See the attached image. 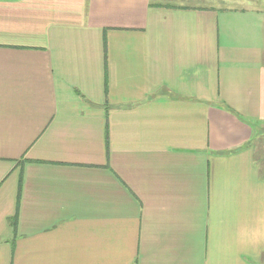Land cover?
Wrapping results in <instances>:
<instances>
[{
	"label": "crops",
	"instance_id": "obj_1",
	"mask_svg": "<svg viewBox=\"0 0 264 264\" xmlns=\"http://www.w3.org/2000/svg\"><path fill=\"white\" fill-rule=\"evenodd\" d=\"M261 138L264 0H0V264H264Z\"/></svg>",
	"mask_w": 264,
	"mask_h": 264
},
{
	"label": "rangeland",
	"instance_id": "obj_2",
	"mask_svg": "<svg viewBox=\"0 0 264 264\" xmlns=\"http://www.w3.org/2000/svg\"><path fill=\"white\" fill-rule=\"evenodd\" d=\"M202 1H205V0H202ZM180 2H184L185 4H197V3H199V4H201V0H185V1H181L180 0ZM258 144V143H257ZM260 147H259V149H258V155H257V160H258V162H259V164H260V167H261V172H264V153L263 154H260V152L259 151H261V149H262V151H263V149H264V138H261L260 140H259V144H258ZM258 148V147H257ZM256 153H257V151H256Z\"/></svg>",
	"mask_w": 264,
	"mask_h": 264
},
{
	"label": "trees",
	"instance_id": "obj_3",
	"mask_svg": "<svg viewBox=\"0 0 264 264\" xmlns=\"http://www.w3.org/2000/svg\"><path fill=\"white\" fill-rule=\"evenodd\" d=\"M11 224H12L13 228H15V226H16V217L11 218Z\"/></svg>",
	"mask_w": 264,
	"mask_h": 264
}]
</instances>
